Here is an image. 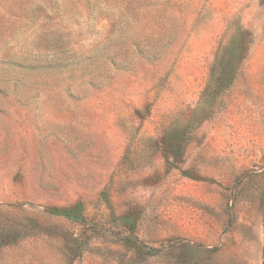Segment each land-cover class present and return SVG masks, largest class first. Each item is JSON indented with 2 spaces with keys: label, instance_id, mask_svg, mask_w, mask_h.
Here are the masks:
<instances>
[{
  "label": "rangeland",
  "instance_id": "374dc122",
  "mask_svg": "<svg viewBox=\"0 0 264 264\" xmlns=\"http://www.w3.org/2000/svg\"><path fill=\"white\" fill-rule=\"evenodd\" d=\"M264 0H0V264H264Z\"/></svg>",
  "mask_w": 264,
  "mask_h": 264
},
{
  "label": "water",
  "instance_id": "95a60500",
  "mask_svg": "<svg viewBox=\"0 0 264 264\" xmlns=\"http://www.w3.org/2000/svg\"><path fill=\"white\" fill-rule=\"evenodd\" d=\"M263 255H264V248H263Z\"/></svg>",
  "mask_w": 264,
  "mask_h": 264
}]
</instances>
